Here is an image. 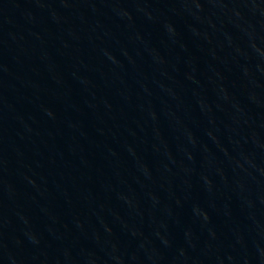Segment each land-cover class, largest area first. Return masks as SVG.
<instances>
[{"label":"water","instance_id":"95a60500","mask_svg":"<svg viewBox=\"0 0 264 264\" xmlns=\"http://www.w3.org/2000/svg\"><path fill=\"white\" fill-rule=\"evenodd\" d=\"M0 264H264V0H0Z\"/></svg>","mask_w":264,"mask_h":264}]
</instances>
